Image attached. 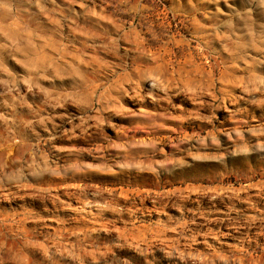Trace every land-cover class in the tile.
<instances>
[{
	"label": "rangeland",
	"instance_id": "1",
	"mask_svg": "<svg viewBox=\"0 0 264 264\" xmlns=\"http://www.w3.org/2000/svg\"><path fill=\"white\" fill-rule=\"evenodd\" d=\"M0 264H264V0H0Z\"/></svg>",
	"mask_w": 264,
	"mask_h": 264
}]
</instances>
